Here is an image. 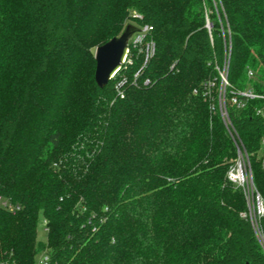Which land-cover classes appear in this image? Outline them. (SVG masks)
<instances>
[{
  "label": "trees",
  "instance_id": "16d2710c",
  "mask_svg": "<svg viewBox=\"0 0 264 264\" xmlns=\"http://www.w3.org/2000/svg\"><path fill=\"white\" fill-rule=\"evenodd\" d=\"M130 19L154 54L131 43L100 87L96 48ZM226 62L264 198V98L231 101L264 92V0H0V264H264L227 176Z\"/></svg>",
  "mask_w": 264,
  "mask_h": 264
},
{
  "label": "built area",
  "instance_id": "2783aa9c",
  "mask_svg": "<svg viewBox=\"0 0 264 264\" xmlns=\"http://www.w3.org/2000/svg\"><path fill=\"white\" fill-rule=\"evenodd\" d=\"M151 28V26L145 24L140 26L139 31L133 34L129 40L127 57L130 51V44L132 43L135 46H140V51L144 54L145 62L151 58L155 51V44L153 40L148 39V33L150 32ZM127 57L125 58V62ZM228 66V63L226 62L223 68L219 69L221 77L219 88V104L224 122L234 140L237 149V155L228 170L227 176L237 188L242 190L246 200V209L242 215L251 222L258 240L264 247V233L262 228V220L264 219V198L255 184L249 153L244 143L240 139L237 130L232 124L227 110L226 93L227 87L230 86V82L228 80ZM250 75H253L252 71H250ZM214 85L215 82H211V86ZM248 98H264V92L259 93L251 88L245 90H234L231 101L233 104L243 106L245 99ZM0 204L5 208L11 210L15 209V205L9 200H5L2 196H0ZM49 259L50 257L48 252L44 251L38 256L37 261L38 264H48Z\"/></svg>",
  "mask_w": 264,
  "mask_h": 264
},
{
  "label": "water",
  "instance_id": "95a60500",
  "mask_svg": "<svg viewBox=\"0 0 264 264\" xmlns=\"http://www.w3.org/2000/svg\"><path fill=\"white\" fill-rule=\"evenodd\" d=\"M212 26L211 23L208 25ZM139 27L127 24L119 36H115L104 44L99 45L95 51L97 61L95 80L100 87H104L122 67L127 57L129 40Z\"/></svg>",
  "mask_w": 264,
  "mask_h": 264
},
{
  "label": "rangeland",
  "instance_id": "374dc122",
  "mask_svg": "<svg viewBox=\"0 0 264 264\" xmlns=\"http://www.w3.org/2000/svg\"><path fill=\"white\" fill-rule=\"evenodd\" d=\"M127 24L138 25V22L130 19L127 21ZM124 29H125V27H124ZM46 237H47V230H46V226H45V221H44L43 217H41L39 220V226H38V238H39V240L45 241Z\"/></svg>",
  "mask_w": 264,
  "mask_h": 264
}]
</instances>
